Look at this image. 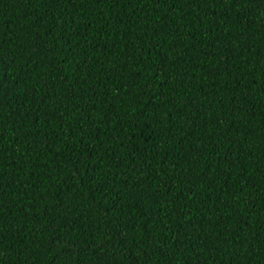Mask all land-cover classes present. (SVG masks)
<instances>
[{
  "label": "trees",
  "instance_id": "trees-1",
  "mask_svg": "<svg viewBox=\"0 0 264 264\" xmlns=\"http://www.w3.org/2000/svg\"><path fill=\"white\" fill-rule=\"evenodd\" d=\"M0 50V264H264V0H0Z\"/></svg>",
  "mask_w": 264,
  "mask_h": 264
},
{
  "label": "snow or ice",
  "instance_id": "snow-or-ice-1",
  "mask_svg": "<svg viewBox=\"0 0 264 264\" xmlns=\"http://www.w3.org/2000/svg\"><path fill=\"white\" fill-rule=\"evenodd\" d=\"M40 2H41V4H44V5H47L48 6V8H49V11L50 12H52L53 14L55 13V8H56V5L57 4H60V3H64L65 2V0H40ZM0 51H2V50H0ZM0 63H2V59H0ZM226 63H227V61H226ZM243 86V85H242ZM181 103H183V101H181ZM197 102L195 101V100H191L190 101V104H196ZM211 103H222V101L221 102H217V101H212ZM201 107L203 106V104L201 103V105H200ZM155 107L156 106H154V108H153V110L155 111ZM262 147H264V145H262ZM226 156H227V154H226ZM226 156H225V158H226ZM171 189H169V191H170ZM150 239H156V237H155V233L153 232V234H152V236L150 237ZM155 253H151V252H149L147 249L145 250V260H144V262H143V264H152V260H151V256L152 255H154ZM167 253L165 252V255H166ZM130 264H140V262L139 261H137V260H135V259H133V260H131L130 261Z\"/></svg>",
  "mask_w": 264,
  "mask_h": 264
}]
</instances>
